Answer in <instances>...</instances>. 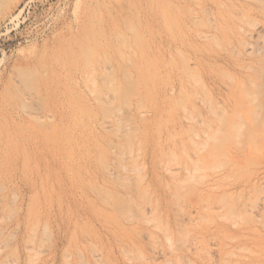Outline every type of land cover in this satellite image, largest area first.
Returning <instances> with one entry per match:
<instances>
[{"label":"rangeland","instance_id":"obj_1","mask_svg":"<svg viewBox=\"0 0 264 264\" xmlns=\"http://www.w3.org/2000/svg\"><path fill=\"white\" fill-rule=\"evenodd\" d=\"M0 264H264V0H0Z\"/></svg>","mask_w":264,"mask_h":264},{"label":"bare ground","instance_id":"obj_2","mask_svg":"<svg viewBox=\"0 0 264 264\" xmlns=\"http://www.w3.org/2000/svg\"><path fill=\"white\" fill-rule=\"evenodd\" d=\"M131 29H132V28H131ZM132 30H133V29H132ZM132 30H131V31H132ZM133 31H134V30H133ZM121 35H122V34H121ZM121 37H122V36H121ZM121 40H122V39H121ZM85 55H86V54H85ZM103 66H104V65H103ZM127 82H128V81H127ZM108 86H109V85H108ZM103 93H104V92H103ZM110 93H111V92H110ZM113 96H114V94H113ZM181 97H182V96H181ZM182 98H183V97H182ZM206 100H207V99H206ZM206 100H205V101H206ZM121 101H122V100H121ZM106 102H107V101H106ZM112 104H113V103H112ZM118 110H119V109H118ZM128 120H129V119H128ZM120 121H121V120H120ZM113 130H114V129H113ZM111 131H112V130H111ZM125 131H126V130H125ZM122 134H123V132H122ZM126 140H127V139H126ZM214 142H215V141H214ZM135 191H136V190H135ZM146 199H147V198H146Z\"/></svg>","mask_w":264,"mask_h":264}]
</instances>
